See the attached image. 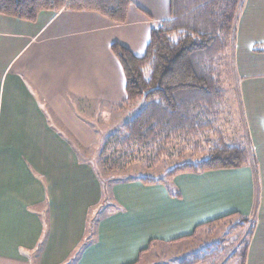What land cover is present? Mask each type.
<instances>
[{"label":"crops","instance_id":"obj_1","mask_svg":"<svg viewBox=\"0 0 264 264\" xmlns=\"http://www.w3.org/2000/svg\"><path fill=\"white\" fill-rule=\"evenodd\" d=\"M132 1L124 23L69 9L35 20L0 12V264H139L152 241L232 212L254 220L240 264H264V52L255 50L264 0L244 1L233 46L253 161L180 175V197L163 184L116 183L102 207V183L81 156L95 138L81 105L122 102L111 45L143 55L153 26L170 17V0Z\"/></svg>","mask_w":264,"mask_h":264},{"label":"trees","instance_id":"obj_2","mask_svg":"<svg viewBox=\"0 0 264 264\" xmlns=\"http://www.w3.org/2000/svg\"><path fill=\"white\" fill-rule=\"evenodd\" d=\"M244 1L170 0V18L153 26L143 55H136L119 42L111 45L125 74L124 103L137 108L123 124L124 135L117 139L119 143L113 149V159L120 164L122 156L126 158L123 160H128L137 153L146 152L149 156L155 155L156 160L167 154L173 141L193 142L192 158L175 165L166 173L167 178L161 179L174 196H181L178 190L171 189V178L177 173L239 168L253 161L254 155L251 154L254 152L251 147L226 143L216 125L227 99L226 76L232 68L234 72V66L230 62L231 49ZM132 2L0 0V12L21 19L35 20L43 10L58 12L69 9L97 12L112 22L124 23ZM255 50L264 52V46H257ZM210 132L217 137L209 138ZM197 153L201 156L194 158ZM140 179L154 182L146 178ZM233 218L238 220L233 222L231 229L238 224L244 227L250 223L252 229L249 236L252 235L254 221L246 215L232 212L197 226L189 235L168 242L152 241L143 252L157 244H161L163 248L167 245L177 247L190 241L191 246L187 249L189 252L184 253L183 249L180 257L178 253L168 261L172 264H216L215 260L221 253L217 246L219 241L213 240L204 244V239L200 236L203 232L212 235L215 232L213 228ZM201 230L203 232L199 234Z\"/></svg>","mask_w":264,"mask_h":264},{"label":"rangeland","instance_id":"obj_3","mask_svg":"<svg viewBox=\"0 0 264 264\" xmlns=\"http://www.w3.org/2000/svg\"><path fill=\"white\" fill-rule=\"evenodd\" d=\"M233 60L234 53L232 48L230 62H233ZM232 70L233 68L231 69L230 73L228 72V76H226L227 82L225 81V90L227 92V99L225 100L222 106V112L219 115V120L216 122V125L219 131L223 134L226 143H239L240 145L242 144L246 148H252L250 144L251 140L248 139L247 134L249 130L244 122L242 105L240 104L241 102L239 103V89H237L238 77L237 75L234 76L235 74ZM124 100L120 103L113 105L99 102L92 103L87 100L85 104L81 105V113L85 116L88 123L94 127L95 131V138L93 142L88 146L86 151H81V156H85L87 161H89L93 165V167L95 168L96 175L102 183V188L104 192V199L102 204L103 208L107 207L110 204L109 195L111 192L112 185L127 181H140L144 184L149 185L163 184L166 187V184L161 182V179L167 178L166 173L171 168L181 163L185 159H191L194 153L191 148L193 142H184L179 140L173 141V143L170 144L168 147L167 154L162 155L159 159L155 160V155L150 154L151 156H149V153L146 152H143L142 154H138L136 152L137 154L132 159L123 160L124 156H122L123 158L121 159L120 164L118 161L116 163L113 159V149L117 146V143H119L117 139L124 135L123 124L137 110L136 107L133 108V106L125 104ZM208 136L209 138L217 137L216 134H213L212 132H210ZM196 141L198 142L199 140L196 139ZM199 143L202 142L199 141ZM251 155L253 156L254 154ZM200 156V153H197L196 157L194 154V158H198ZM204 172H181L175 174L171 178V189L174 191L178 190V192H180L179 188L174 182V179L176 177L184 174H202ZM140 178H146L154 182H144ZM166 188L168 192H170L168 187ZM170 193L172 194V192ZM235 220L237 221L238 219L233 218L230 219V221L228 220L227 223L225 222L217 225L215 228H213L215 229V232H213L212 235L203 232V230L199 231V234L203 232L200 238L204 239L202 240L204 241V244L209 242L211 243L213 240L219 241L217 246L220 248L221 253L220 256H218V258H216L215 260L216 264H240L243 259V254L246 250L247 245L249 244V240L251 237L249 235L252 226L250 223H247L244 227H241L238 224L237 227L231 229L230 226ZM251 221L254 220L251 218ZM190 243L191 242L188 241L184 246L179 245L177 247L176 245H167L165 246L166 248H163L161 244H157L158 246L156 245L144 255L147 260L143 261L146 259L145 258L141 260L139 264H172L171 261H168L170 257H173L175 256V254L178 253V257H180L182 255L181 253L183 249L184 253L189 252L187 249L190 248Z\"/></svg>","mask_w":264,"mask_h":264}]
</instances>
